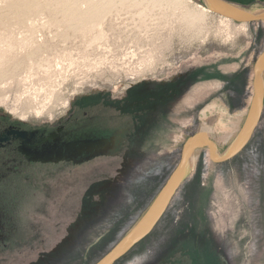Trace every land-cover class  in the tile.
Masks as SVG:
<instances>
[{
	"label": "rangeland",
	"instance_id": "obj_1",
	"mask_svg": "<svg viewBox=\"0 0 264 264\" xmlns=\"http://www.w3.org/2000/svg\"><path fill=\"white\" fill-rule=\"evenodd\" d=\"M196 4L203 5L201 0L180 5L0 0V111L54 122L87 92L118 95L138 81L159 82L222 58L250 61L251 69L264 50V39L256 35L258 22L227 20ZM91 9L97 14L85 21ZM172 137L173 144L160 151L177 150L169 160L161 155L149 163L125 161L101 189L91 187L100 177L87 173L55 177L50 191L24 194L21 238L0 246V264L73 263L76 255H62L83 248L79 238L101 231L108 233L104 241H87V246L96 250L113 244L114 233L121 236L142 213L118 225V218L134 211L128 189L133 179L145 170L160 173L154 189L178 163L181 138ZM198 167L154 230L117 264H264V151L261 155L253 139L239 160L218 165L206 160ZM93 253L87 264L96 260Z\"/></svg>",
	"mask_w": 264,
	"mask_h": 264
},
{
	"label": "flooded vegetation",
	"instance_id": "obj_2",
	"mask_svg": "<svg viewBox=\"0 0 264 264\" xmlns=\"http://www.w3.org/2000/svg\"><path fill=\"white\" fill-rule=\"evenodd\" d=\"M236 1L247 9H264V0ZM262 23L256 32L260 40ZM153 85L155 93L162 88ZM150 86L138 81L118 95L87 92L54 122L22 120L0 111V246L21 238L24 194L50 191L52 178L87 173L100 177L91 187L101 189L123 162L143 159L153 139L150 110H159L152 104L158 98L150 95Z\"/></svg>",
	"mask_w": 264,
	"mask_h": 264
},
{
	"label": "crops",
	"instance_id": "obj_3",
	"mask_svg": "<svg viewBox=\"0 0 264 264\" xmlns=\"http://www.w3.org/2000/svg\"><path fill=\"white\" fill-rule=\"evenodd\" d=\"M228 1L239 4L236 0ZM262 24L264 25V22ZM255 60L253 62H255ZM253 66H251L252 68L250 69V61L244 62L241 60L238 61L234 58H222L201 62L180 74L171 75L166 79L162 78L159 82L148 81L152 84V86H150V95H157L158 98V100L153 101L152 104L157 103L159 110L154 107L150 110L152 116L151 134L153 139L150 142L147 153L143 155V159L138 162L149 163L150 159H156L157 156L160 157L161 155L162 160L165 158V161H167L168 157L174 156V153L177 154V150L174 153L171 151L168 153H160L165 146L173 142L174 139L172 136L175 134H179L181 138L180 149H178L179 156L181 157L184 142L188 137L198 131L206 132L208 137L217 144L218 153H222L232 143L246 118L253 97ZM157 83L162 84V88L158 93H155L153 84ZM263 134L264 108L261 119L255 128L250 141L241 152L226 162L215 163L210 158L209 149L207 147L200 148L195 153L190 174H194L195 176V174L198 173V165L202 163V166H204L206 160L217 165L232 163L233 161L239 160L253 139L256 143V147L258 149L260 148L261 155H263ZM157 136L162 138V140H155L154 137ZM184 136L185 141H182ZM220 137L225 139L222 143L218 140ZM176 165L169 172L168 176L164 178L165 180L163 179L155 189H152V185L157 183L158 177L161 176L160 173L152 174L149 170H145L143 171V176H137L133 179L132 186L128 189L131 192V203H134V211L125 215L128 216L127 218H116L117 220H120L118 225H127L128 221L133 215H136L137 211H142V213L138 215V218L143 214ZM127 205L129 206V204L126 203L122 208L124 209ZM138 218L132 223L130 222L131 224H128V228L121 236L114 233L113 237L110 238V241L113 244H110V246L105 249L101 246L102 249L101 247H97L96 250H93L94 248L92 249L90 248L91 246H87L86 242L90 241L94 244L102 242L108 233H103L101 231L89 239L88 237L82 239L79 238L80 241L84 242L83 248L74 247L72 251L69 249L66 254L62 255V257H65V255L67 257L76 255L78 259L74 260L73 263L69 261L63 263L87 264V259L90 258L89 254L94 251L95 253H99L92 254V256L96 255L97 258L90 264H95L111 249L114 243H116L130 229V227H132ZM113 225L114 223L110 224L111 227Z\"/></svg>",
	"mask_w": 264,
	"mask_h": 264
},
{
	"label": "water",
	"instance_id": "obj_4",
	"mask_svg": "<svg viewBox=\"0 0 264 264\" xmlns=\"http://www.w3.org/2000/svg\"><path fill=\"white\" fill-rule=\"evenodd\" d=\"M210 12L235 22H264V9H247L228 0H201ZM264 108V50L253 66V97L244 123L232 143L218 153L217 144L204 131H198L184 142L180 160L150 205L130 229L95 264H115L145 239L156 227L178 189L192 171L193 159L198 149L207 147L213 162L223 163L236 156L250 141Z\"/></svg>",
	"mask_w": 264,
	"mask_h": 264
},
{
	"label": "bare ground",
	"instance_id": "obj_5",
	"mask_svg": "<svg viewBox=\"0 0 264 264\" xmlns=\"http://www.w3.org/2000/svg\"><path fill=\"white\" fill-rule=\"evenodd\" d=\"M150 1H153V2H160V1H162V4L163 3H167V4H169V5H180V4H182V3H185L187 0H150ZM189 1H191V0H189ZM98 2V1H97ZM197 5V7H199V8H201L204 12H210L207 8H205L203 5H200V4H196ZM70 6V5H69ZM95 6L94 5H92V8H94ZM96 15L97 14V11L96 10H92L91 9V11L88 13V14H86V17H84L83 19L85 20V21H89V20H91L92 18V16L93 15ZM81 15V14H80ZM222 17V16H221ZM225 19H227V20H231V19H229V18H226V17H224ZM233 21V20H232ZM98 27V26H97ZM239 127V126H238ZM130 252V251H129Z\"/></svg>",
	"mask_w": 264,
	"mask_h": 264
},
{
	"label": "trees",
	"instance_id": "obj_6",
	"mask_svg": "<svg viewBox=\"0 0 264 264\" xmlns=\"http://www.w3.org/2000/svg\"><path fill=\"white\" fill-rule=\"evenodd\" d=\"M201 3L203 4L202 1H201ZM152 188H153V187H152ZM155 188H157V186H155ZM155 188H154V189H155ZM142 241H143V240H142ZM142 241H141V242H142ZM141 242H140V243H141ZM132 251H133V249H132L130 252H132ZM130 252H128V254H130ZM122 258H124V256H123ZM121 260H122V259H119L115 264H117V263H118L119 261H121Z\"/></svg>",
	"mask_w": 264,
	"mask_h": 264
}]
</instances>
